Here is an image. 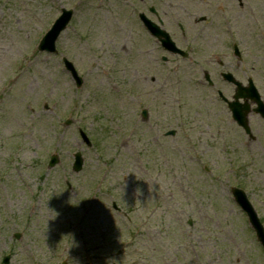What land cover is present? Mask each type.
<instances>
[{"label": "rangeland", "instance_id": "1", "mask_svg": "<svg viewBox=\"0 0 264 264\" xmlns=\"http://www.w3.org/2000/svg\"><path fill=\"white\" fill-rule=\"evenodd\" d=\"M150 5L173 41V17L188 38L209 33L191 43L198 77L205 68L218 80L212 71L235 62L201 61L225 42L264 74V0H0V261L264 264L231 193L243 189L264 226V124L252 118L260 133L249 139L187 70L179 82L178 56L158 50L139 21L140 12L155 21ZM69 7L57 51H39Z\"/></svg>", "mask_w": 264, "mask_h": 264}, {"label": "flooded vegetation", "instance_id": "2", "mask_svg": "<svg viewBox=\"0 0 264 264\" xmlns=\"http://www.w3.org/2000/svg\"><path fill=\"white\" fill-rule=\"evenodd\" d=\"M148 12L154 16L155 21L145 14L151 21H154L160 27L166 29V18L161 15L158 10L150 5L148 6ZM176 14L177 13H174L173 15ZM172 21L177 24L178 33L180 34L179 37L174 40L176 46L179 49L175 54L178 56L177 60L175 61V68L178 74L179 82H182L184 79V73L187 70L189 75L188 79L193 83V86H202L203 89L208 90L209 92L207 96L210 99L219 101L223 104L227 118L233 121L249 139L255 138L253 132L260 133V129L251 128V119L256 117L260 123L264 124V116L258 114L257 111H255V108L258 107L256 103L257 96H259V98L264 102V74L261 75L262 70L253 69V67L248 68L245 60L242 57L243 53L239 46L236 43H232L230 47L229 44L225 42L226 46L217 50L220 52L219 54H222V56L220 55L214 58H209L210 53L214 52V50H212L207 55L202 57L201 61L207 65L210 63L211 65L214 64V69L217 67V65L222 66L225 63H230L231 59H233L235 62H233L228 69L217 70V72L212 71L214 74L218 75V80H215V77H213L209 71L205 70V68L202 69L203 74L201 77H198L195 75L197 69L194 68L198 67V63H195L193 60L192 53L194 51V46L191 43L193 41L197 42L199 39L198 35H200V38L203 41L211 40L209 33H205L203 36H201L202 33L199 32L197 34L195 33L192 38H188L186 36V30L184 29L182 23L179 22V19L173 17ZM144 31H146L149 37H152L147 30L144 29ZM152 39L154 44H156L157 49L164 52L165 50L161 46L160 41L153 37ZM235 45L237 46V50L234 48ZM160 56L162 57V54ZM185 60H187L186 64H184ZM215 63H217V65ZM219 69L221 68L219 67ZM223 73H230L232 76L230 78H225ZM218 81L222 82L223 86L226 85V87L222 89V87L218 84ZM210 90H212L213 93H211ZM246 104L249 106L250 110L245 114L243 105ZM243 113L245 114L244 120H246V124L250 128L249 134L244 131V129L239 124L240 122L238 121V117L242 118ZM261 134L264 136V132ZM40 260L42 261V264H51V259ZM53 264L60 263L58 262ZM63 264H66V261H64Z\"/></svg>", "mask_w": 264, "mask_h": 264}, {"label": "water", "instance_id": "3", "mask_svg": "<svg viewBox=\"0 0 264 264\" xmlns=\"http://www.w3.org/2000/svg\"><path fill=\"white\" fill-rule=\"evenodd\" d=\"M70 16H71L70 10L69 11L63 10L62 15L56 20L53 28L46 34L43 41L41 42L40 47H39L40 49H44V50H48V51H54L55 50L54 45H53L54 39L56 38L59 31L64 28V26L68 22ZM163 36L166 39H169L167 33H163ZM63 62L65 65V68L71 73V76L75 80L76 85L79 86L81 84V78L77 75L74 67L65 58H63ZM258 102H259V100L257 101V104H258ZM243 109H244V113L246 114L248 112V106L243 105ZM257 110H258V107L255 108V111H257ZM244 113H243L242 126L245 127L246 131H248L246 120H244L245 119ZM143 114H144V116L146 115L145 110H143ZM239 122H240V120H239ZM172 133L173 132L171 131L169 134H172ZM80 134H81L83 140L86 141V143L88 144L89 141H88L86 135L82 131L80 132ZM74 158H75V161L73 164V169L75 171H78L82 165L81 154L79 152L75 153ZM56 162H57V156H54L51 158L48 166L50 167V166L54 165ZM232 192H233L237 202L240 204L242 209L247 213L249 221H250L251 225L253 226V228L255 229L257 239L259 240V242L261 243V245L264 248V228L261 225L253 207L251 206L250 202L247 201L246 196L244 195V193L241 189L233 188ZM15 236L17 237L18 234H16ZM4 259H8V257L6 256V257H4Z\"/></svg>", "mask_w": 264, "mask_h": 264}]
</instances>
